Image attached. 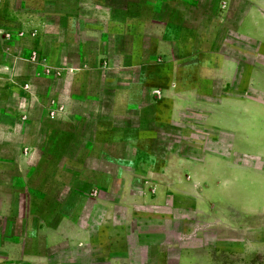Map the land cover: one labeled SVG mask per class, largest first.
Here are the masks:
<instances>
[{
	"label": "rangeland",
	"instance_id": "1",
	"mask_svg": "<svg viewBox=\"0 0 264 264\" xmlns=\"http://www.w3.org/2000/svg\"><path fill=\"white\" fill-rule=\"evenodd\" d=\"M12 8L27 14L25 20L29 28H24L23 32L21 19L5 14ZM103 8L115 18L125 15L128 20H141L142 34L137 49L138 56L143 57L142 64L130 62L131 52L135 54L137 49L130 48L129 36L119 39L115 32H107L105 37L92 32L90 28L94 21L91 15ZM245 8V0H0V92L7 87L3 84L6 82L3 77L8 73L5 64L8 56H13L12 67L16 73L32 77L37 72L38 78L32 80L15 78L12 82L16 89L22 87L44 93L51 87L54 91L48 95L47 103H52L54 92L57 89L69 90L72 80L60 75L53 78L43 76L46 75L44 72L56 69L55 63L45 65L46 53L56 61L64 58L66 63H74L72 61L79 59L80 43L90 54L105 55L102 63L95 62V66L101 65V68L97 66L75 80L82 91L97 96L95 101L88 102L78 98L79 104L74 112L82 116L77 123L79 127L70 132L56 122L60 118L53 112L54 108L47 106V120L42 117L41 126L31 129L37 137H47L46 143H36L33 149L31 163L36 167L46 163L41 172L35 171L32 181L36 186L39 180L46 181L43 188L50 194L56 192L61 198L64 204L62 212L68 215L78 212L79 224L90 228L89 239L80 243L63 239L46 244L37 233L35 215L28 214L18 168L9 166L0 170V191L6 194V200L9 197L6 202L9 215L0 214V264H264L262 216H248L236 209L199 208L193 200L185 203L179 197L172 202L166 193L153 206H141L129 197L130 194H139L142 175L149 170L160 169L168 151L200 157L206 148L226 150L227 146L224 143L197 145L193 141L185 142L179 133L180 124L168 121L166 98L156 99L163 112L160 118H153L152 98L159 96L150 90L149 75L150 72L162 75V80L169 70L163 62L151 64L153 51L150 44L154 40V29L159 26L176 36L179 33L172 31L181 24L214 26L211 48L216 52L231 53L240 60L238 78L228 89L218 78L203 81L201 86L205 89L200 96L208 98L227 90L262 97V93L248 87L245 73L246 61L252 59L248 51H255L256 58L264 59V48L248 41L244 33L234 31V25L236 21L241 22ZM41 16L50 25L43 27L47 30L42 28L39 31ZM70 17L72 25L66 29ZM101 37L105 39L106 47L100 42ZM57 43L65 48L52 52ZM123 50L126 53L120 59L118 52ZM196 82L200 88V81ZM153 84L161 85L156 81ZM123 87L127 89L133 107L125 115L109 114L116 103L115 96L122 92L118 89ZM7 91L0 93V108L8 111L15 108L14 120L19 123V128L10 143L13 144L12 149L17 150L22 138L20 125L29 118L21 112L23 97L12 92L8 96ZM89 106H95L100 112H91ZM190 112L183 114L193 116ZM35 117L39 118V112L35 111L31 119ZM97 117H104L110 126L109 134L105 136L108 143L93 145L94 151H102L100 158L88 155L95 137ZM126 131L133 138L135 131L144 136L142 145L123 143ZM148 135L151 137L147 138ZM40 153L47 155L48 160H39ZM60 154L69 159L60 158ZM123 169L127 170V177L131 180L128 198L124 197V177L120 173ZM97 171L104 172V175L96 174ZM159 181L165 185L166 176H161ZM94 182L101 186L100 191L94 189ZM58 184H61L60 188ZM71 187L77 188L82 195L72 193ZM13 190L18 193L12 195ZM97 193L109 203L97 204L94 201ZM107 214L109 216L106 217ZM104 219L111 222H104ZM63 229L66 230L65 227Z\"/></svg>",
	"mask_w": 264,
	"mask_h": 264
},
{
	"label": "crops",
	"instance_id": "2",
	"mask_svg": "<svg viewBox=\"0 0 264 264\" xmlns=\"http://www.w3.org/2000/svg\"><path fill=\"white\" fill-rule=\"evenodd\" d=\"M245 1V14L240 23L236 21L234 31L235 33H244L248 41L253 44L256 42L259 47L264 48V0ZM5 14L21 19L22 32L24 28H29L25 20L27 14L25 15L23 10L19 12L15 8L7 9ZM91 16L94 22L97 20L95 24L93 22L91 25L92 32H99L102 37H105L107 32H115L119 39L129 36L130 48L137 49L139 47L138 43L142 34V22L139 18L134 21L133 19L128 20L125 15L115 18L105 8L101 12H94ZM41 17L39 22L37 21L40 25L39 31L49 25L45 18ZM68 20L66 29L71 28L72 17ZM213 27L209 24H181L172 31L179 33L176 36L171 35L167 29L156 27L154 40L150 44L153 51L150 55L151 64L157 65L163 62V64L168 65L169 70L165 79L162 80H160L162 75L159 76L150 72L149 77L152 83L150 90L154 95L158 94L157 96H159L152 98L153 118H160L163 112L156 99L163 100L166 98L168 101V108L166 109L168 121L180 124L179 133L185 142L191 143L193 141L197 145L206 142L214 145L224 143L227 145L226 150L217 147L206 148L200 157H193L186 153L179 154L174 150L168 151L165 163L160 169L149 170L148 173L142 175L139 194L134 196L130 194L129 197L134 198L132 200L141 206H153L166 193L172 202L179 197L185 203H190L193 200L194 205L199 208L209 206L216 209H236L248 216L262 218L264 217V59L256 58L255 51H248V54L252 55V59L246 61L248 66L245 73L248 87L262 93V97L235 94L227 90L208 98L200 96V92H203L202 89H205L201 86L203 81L218 78L222 81V86L228 89L238 78L240 60L231 53L228 54L221 50L216 52L211 48ZM44 28L43 30L48 29ZM56 28L58 29L57 25ZM62 28L64 29V27ZM195 28L198 30L196 31ZM102 37L99 40L106 47V41ZM78 46H81L79 59L72 61L74 63H66L63 61L64 58L56 61L50 53L45 55V65L52 66L55 63L56 69H50L48 73L44 72L46 75L43 76L49 75L53 78L60 75V77H67L72 80L69 90L57 89L54 92L51 104L47 103L48 95L54 91L51 87H49L48 92L38 93V90L35 91L34 89L29 91L22 89V87L16 89L12 82L15 78L24 81L38 78L37 72L32 77L20 72L16 73L12 67L14 64L12 55L8 56L5 62L8 73L3 77L6 80L3 84L7 87L2 91L8 90L6 92L8 96L12 92L23 97L22 99L26 102L23 101L24 108L21 112L23 116L27 115L29 119L27 118L28 120L21 123L22 138L17 150H13V144L10 141L17 132L15 130L19 128V123L14 120L15 108L9 109L8 107L9 111L0 108V170L9 166L18 168L23 186L22 192H25L27 200L28 214L35 215L37 233L46 244L50 245L63 239H68L74 243L85 242L90 235V228L79 224L77 211L69 215L61 211L64 204L56 192L50 194L43 188L46 181L39 180L37 186L32 181L35 171L41 172L46 163L39 164L37 167L31 163L34 158L33 149L36 143L42 145L46 143L47 137H37L31 129L41 126L42 117L47 120V106L54 108L53 112L59 116L60 119L56 122L70 129L71 132L72 129L79 127L77 123L80 119L82 120V116L74 112L75 108L78 107L77 104H79L78 98L87 99V102L95 101L97 98L95 94L89 95L90 92L82 91L83 88H80L79 84L76 86L75 80L80 74L88 73L89 70L95 69L97 66L100 67L101 65L95 66V62L102 63L105 60V55L98 57L85 51L82 44L79 43ZM64 48L65 46L61 47L57 43L56 46H53L52 52H57V49L63 51ZM125 53L124 50L118 52L120 59ZM138 53L137 49L135 54L131 52L130 55V62L135 65L143 62V57L138 56ZM180 64L182 66H179ZM155 81L161 85L153 86ZM196 81H200V88L196 85ZM118 90L122 92L115 96L116 103L113 110L110 109L109 114L112 112L113 114L125 115L133 106L127 89L123 87ZM89 107L91 112H100V109H96L95 106ZM35 111L39 112V118L31 119ZM190 111L193 116L184 115ZM98 118L94 125L95 137L88 151V155L93 154L95 158L102 157V151H94L93 145L108 143L105 136L109 134L110 129L108 120L106 121L104 117ZM118 128L123 127L118 126ZM195 133L199 135L196 136ZM124 136L123 143L142 145V137L144 136H139L138 131H135L134 138L129 131H126ZM46 156L40 153L38 158L47 161ZM60 158L69 159L66 155L61 154ZM71 159L73 160V158ZM122 172L125 173L122 174ZM122 172L120 173L124 177V197L128 198L127 190L131 180L127 177V170L123 169ZM103 173L97 171L96 174L104 175ZM161 176H166L165 185L159 181ZM92 185L97 192L101 190L98 182H94ZM60 186L61 184H58L59 188ZM54 191H57L56 188ZM70 191L76 195H82L77 188L71 187ZM16 193L18 191H12V195H16ZM7 200L6 194L0 191L1 215H9V211L6 209L8 208ZM94 201L97 204L109 203L98 193L95 195ZM46 209H51V211ZM107 216L109 215L107 214ZM104 222L111 221L104 219ZM64 227L66 230L63 229Z\"/></svg>",
	"mask_w": 264,
	"mask_h": 264
}]
</instances>
